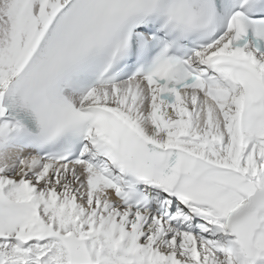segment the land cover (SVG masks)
<instances>
[{
    "label": "snow or ice",
    "instance_id": "1",
    "mask_svg": "<svg viewBox=\"0 0 264 264\" xmlns=\"http://www.w3.org/2000/svg\"><path fill=\"white\" fill-rule=\"evenodd\" d=\"M0 264H264V0H0Z\"/></svg>",
    "mask_w": 264,
    "mask_h": 264
}]
</instances>
